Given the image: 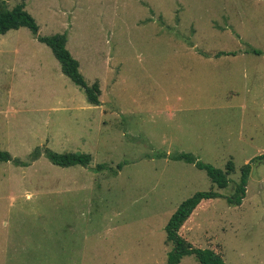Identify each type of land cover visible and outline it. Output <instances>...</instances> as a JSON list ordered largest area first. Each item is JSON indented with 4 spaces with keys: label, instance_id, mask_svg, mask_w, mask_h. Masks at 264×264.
<instances>
[{
    "label": "rangeland",
    "instance_id": "1",
    "mask_svg": "<svg viewBox=\"0 0 264 264\" xmlns=\"http://www.w3.org/2000/svg\"><path fill=\"white\" fill-rule=\"evenodd\" d=\"M20 3L39 36L67 35L100 105L27 28L0 34V151L91 156L87 168L0 163V264H166L170 216L209 190L220 196L180 236L225 264H264V158L241 205L226 203L264 156V0H5ZM180 153L232 160L228 186Z\"/></svg>",
    "mask_w": 264,
    "mask_h": 264
},
{
    "label": "trees",
    "instance_id": "2",
    "mask_svg": "<svg viewBox=\"0 0 264 264\" xmlns=\"http://www.w3.org/2000/svg\"><path fill=\"white\" fill-rule=\"evenodd\" d=\"M27 28L36 39L50 48L53 56L60 65L61 72L70 79L76 86L81 88L86 96L87 102L93 106L100 105L98 100V83L95 82L88 86L79 72L78 61L68 52L67 35L54 34L51 36H39V27L35 19L25 10V4H17L14 8L8 9L5 5V0H0V34L4 35L10 30H18L19 28ZM253 53L256 54L255 51ZM225 54V53H220ZM226 53L225 55H229ZM219 56V54L217 55ZM44 157L54 166L67 168L73 166H81L87 168L91 162V156L83 153H57L50 149H44L41 153L40 149L36 148L30 155L29 161L23 162L17 158H13L7 151H0V163L11 162L15 166L27 167L30 163L36 161L39 156ZM264 156L254 158L249 163L243 165L240 169L239 181L235 184L233 193L226 198V203L229 206H240L246 193V185L251 170V163H259ZM175 161H184L193 164L197 169L206 173L207 177L213 185L218 189H224L229 184L228 176L234 172V164L232 160L227 161L224 170L213 167L210 164H204L198 161L192 154L180 153L171 157ZM98 166L97 170H100ZM220 195L213 190L196 192L191 197L182 201L174 213L170 216L166 226V243L171 244L172 248L167 255L166 264H180L185 256H193L199 264H225L222 257L211 249L195 248L192 244L182 238L179 234V229L191 217L201 202L218 198Z\"/></svg>",
    "mask_w": 264,
    "mask_h": 264
}]
</instances>
